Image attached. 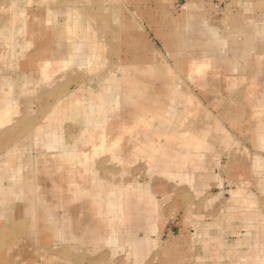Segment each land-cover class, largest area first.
<instances>
[{
    "label": "rangeland",
    "instance_id": "obj_1",
    "mask_svg": "<svg viewBox=\"0 0 264 264\" xmlns=\"http://www.w3.org/2000/svg\"><path fill=\"white\" fill-rule=\"evenodd\" d=\"M195 48L211 56L201 78L187 62ZM45 60L54 62L40 74ZM258 69L264 0H0V93L11 86L16 109L0 128V264H247L239 259L254 237L253 250H264V86L251 87ZM37 126L61 149L79 146L82 158L42 147ZM97 126L107 129L96 131L107 134L100 147L82 135ZM91 177L98 188L125 187V239L113 249L84 237L98 209ZM241 187L255 200L251 216L226 201ZM57 218L73 223L76 239L57 238L49 222Z\"/></svg>",
    "mask_w": 264,
    "mask_h": 264
},
{
    "label": "bare ground",
    "instance_id": "obj_2",
    "mask_svg": "<svg viewBox=\"0 0 264 264\" xmlns=\"http://www.w3.org/2000/svg\"><path fill=\"white\" fill-rule=\"evenodd\" d=\"M77 14V13H76ZM132 14H133V12H132ZM78 16V15H77ZM17 20V17L16 16H14V19H13V21H12V24H13V22H15ZM47 20L48 21H52V15H48L47 16ZM252 21V20H251ZM249 23H250V21H249ZM25 24V26H27V21L24 23ZM14 25H15V23H14ZM206 25V24H205ZM204 28H206V26L204 27ZM207 31V30H206ZM5 36V35H4ZM5 38H7V36L5 37ZM10 38H8L7 40H9ZM186 41V40H185ZM216 41V40H215ZM190 43L191 42H188V45L191 47V46H194V42H192L191 43V45H190ZM7 44H10V42L9 43H7ZM8 47V46H7ZM10 47V46H9ZM8 47V48H9ZM13 48V47H12ZM195 50H196V48H195ZM204 51H206V50H204ZM203 50H199V51H191L190 49H188V51H187V62H189V65H190V69H191V72L192 73H195L196 74V77L197 78H201V76L200 75H204L203 73V71L206 69L207 70V65L209 64V61H211L210 60V55H209V53H208V55L204 52ZM259 56V55H258ZM262 56V55H261ZM213 57V56H212ZM5 60V59H4ZM5 62V61H4ZM54 62V60H45L42 64H41V69H40V74L43 72H47V71H49L50 70V66H51V63H53ZM213 62V61H212ZM212 62H210V64H212ZM216 62V61H215ZM68 63V62H67ZM67 63H65L64 64V66H61V67H63L64 69L65 68H67L68 66V64ZM87 65V64H86ZM60 66V65H59ZM209 66V65H208ZM221 66V65H220ZM218 67V66H217ZM55 68V67H54ZM53 68V69H54ZM63 68H62V70H63ZM212 68V67H211ZM49 69V70H48ZM52 69V70H53ZM209 69V68H208ZM263 69V68H262ZM261 69V70H262ZM51 70V71H52ZM59 70H61V69H59ZM158 70V69H157ZM169 70H171V72H169V74L171 73H175V71L174 70H176V68L175 67H172L171 66V68H169ZM260 70V72H258L259 71V69L257 70V72L256 73H259L257 76L256 75H254L255 77H257V79L256 80H253V81H255V82H253L252 83V81L251 82H249V85H250V83H252L250 86L252 87V88H258V87H260L261 86V88L264 86V71L262 70L261 71ZM42 71V72H41ZM208 71V70H207ZM211 72V71H210ZM49 73V72H48ZM170 74V75H171ZM206 74H208L207 72H206ZM64 75H65V73H64ZM173 75V74H172ZM42 76V78H44L45 76H47L46 75V73H45V76L43 77V74L41 75ZM50 76H52V74L50 75ZM54 76V75H53ZM214 76V75H213ZM222 76V75H221ZM236 76V75H235ZM224 77H225V75H224ZM228 77V76H227ZM231 77H233V76H231ZM240 77V79H244V78H242V76H239ZM238 77V78H239ZM245 77V76H244ZM255 77H253V78H255ZM51 78V77H50ZM172 78H174V76L172 77ZM171 78V79H172ZM196 78V79H197ZM236 79V77H234L233 78V80H235ZM49 80H52V79H49ZM169 80V79H168ZM224 80V79H223ZM238 80V79H237ZM245 80V79H244ZM252 80V79H251ZM242 81V80H241ZM27 82V81H26ZM26 82L24 81V85H26ZM222 82V81H221ZM234 83H235V81H234ZM248 83V82H247ZM22 84H23V82H22ZM28 84V83H27ZM8 85V84H7ZM5 86V85H4ZM10 86V85H9ZM222 86H223V84H222ZM167 87H169V86H167ZM234 87H235V84H234ZM41 89L43 88V87H40ZM3 89V88H2ZM11 86L10 87H5V91H4V89H3V92L2 93H0L1 94V96H0V128H2V126H3V128H2V130L4 129V126H8V125H6L8 122H10V120L12 119V117H13V111H16V109L14 110L11 106H13L12 104H14V102H15V100H13V98H12V96H11ZM169 89H171V87H169ZM178 89V88H177ZM176 88H175V90H173V92L174 91H176L177 90ZM180 89V88H179ZM83 91V88L82 89H80V92H82ZM173 92H171V93H173ZM178 92V91H177ZM177 92H174V93H176V96H177ZM179 92H180V90H179ZM170 93V94H171ZM173 93V94H174ZM260 93V92H259ZM169 94V95H170ZM175 95V94H174ZM251 95V94H250ZM256 94H254V96H253V94H252V96H253V98H256V96H255ZM264 95V94H263ZM173 96V95H172ZM172 96H170L171 98H170V100H173L174 101V99H173V97ZM79 97H80V95H76V96H74L73 98H74V100H76V99H79ZM175 97V96H174ZM259 97V96H258ZM96 98H98L97 100L98 101H100V100H103L104 98L102 97V95H98ZM168 99H169V97H168ZM178 98H176L175 99V101L177 100ZM251 99V98H250ZM259 99V98H258ZM262 99H264V98H262ZM81 100V99H80ZM256 100H257V98H256ZM172 101V102H173ZM233 101V100H232ZM254 101V100H253ZM261 101V98H260V100H259V102ZM177 102V101H176ZM245 103H246V100L244 101ZM235 103V102H234ZM237 103V102H236ZM254 103H256V102H254ZM117 105H119V102L117 101V103H116ZM250 104V103H249ZM15 105H16V103H15ZM170 105H171V102H170ZM248 105V104H247ZM168 106H169V104H168ZM249 106H252L251 104L249 105ZM255 106H256V104H255ZM263 106H264V104H263ZM172 108V107H171ZM254 109V108H253ZM252 108H251V110H253ZM256 109V108H255ZM172 110V109H171ZM251 112H253V111H251ZM12 113V114H11ZM16 113V112H15ZM252 114V113H251ZM258 114V113H257ZM249 115V114H248ZM259 115V114H258ZM257 115V116H258ZM261 115V114H260ZM12 116V117H11ZM173 118L175 117V116H172ZM171 117V118H172ZM253 117H255L254 115H253ZM260 117V116H259ZM14 118V117H13ZM14 119H16V118H14ZM43 121V120H42ZM173 121H174V119H173ZM16 122V121H15ZM14 122V123H15ZM175 123H176V121H174ZM11 124H12V122H10ZM38 124V123H37ZM89 126V125H88ZM94 126H96V125H94ZM86 127V126H85ZM92 127V126H91ZM86 128H88V127H86ZM94 128V127H93ZM96 128H99V126H97ZM95 128V129H96ZM101 128V127H100ZM100 128H99V130H95V129H93V130H95V133H94V131L92 132V133H90V134H87L86 132L85 133H83L82 135L83 136H99L98 137V141H96L97 140V138H95L94 137V139H96V140H94V139H89V140H86V141H89V142H98L97 144H95V146H97V147H100V146H103L102 144V142H105L104 140V138H106V136H107V134H105V133H103V132H105L107 129H105V130H103V128L104 127H102V129L101 130H103V132L102 133H96V131L98 132V131H100L101 132V130H100ZM109 128V127H108ZM85 129V128H84ZM86 130V129H85ZM89 130V129H88ZM90 130H91V128H90ZM111 130V129H110ZM82 131V130H81ZM0 132H2L1 130H0ZM111 132H112V130H111ZM120 132V131H119ZM112 133H114V134H116L115 132H112ZM81 134V133H80ZM122 134H124V133H122ZM120 134L118 133L117 134V136L116 137H118ZM34 136H35V139L36 138H42L40 141L39 140H37L38 141V143L40 144V143H42L41 145H42V147H43V145H45L44 143H43V141H45V142H47V144H49V146H51V150H49L50 152L52 151L53 152V148H56V150H58V149H60V155H62V157L64 156V157H73V156H78L79 158H82L80 155V153H82V152H79V146H78V150L77 149H74L73 151H68V150H64V149H61L62 148V143L59 141V140H53V141H51V140H44V138H46V136H52V135H50V134H48L47 132H45L44 130H43V126H37V130L35 131V133H34ZM122 136V135H121ZM79 137H81V136H79ZM79 137H77V138H79ZM103 137V139H102V141H101V144L99 145V143H100V140H101V138ZM108 137H110V136H108ZM201 138H202V136H200ZM198 138V140L201 142V138ZM48 138V137H47ZM82 138H84V137H82ZM81 138V139H82ZM90 138V137H89ZM92 138V137H91ZM258 138V137H257ZM110 139V138H109ZM109 139H107V140H109ZM119 139V138H118ZM122 139V138H121ZM75 140V139H74ZM77 140H79V139H77ZM84 140V142H86ZM94 140V141H93ZM117 140V139H116ZM115 140V141H116ZM79 141H82V140H79ZM79 141H77V143L79 142ZM118 141V140H117ZM122 141H123V139H122ZM120 142H121V140H120ZM198 142V141H197ZM37 143V142H36ZM80 143V142H79ZM107 143V142H106ZM115 143V142H114ZM113 143V145H114V147L116 146L115 144ZM119 142H116V144H118ZM89 144V143H88ZM200 144V143H199ZM37 145V144H36ZM64 145V144H63ZM82 145V144H81ZM91 145H94L93 143L92 144H90V146ZM111 145H112V142H111ZM111 145H108V148H107V150H109V152L111 153L112 151H113V154H114V152H115V150H114V147H113V145L111 146ZM120 145H122L123 146V144H122V142H121V144ZM119 145V146H120ZM198 145V144H197ZM201 145V144H200ZM38 146V145H37ZM48 146V145H47ZM83 146H84V144H83ZM95 146H93V148L95 147ZM110 146V147H109ZM121 146V147H122ZM129 146V145H128ZM39 147H41V146H39ZM38 147V148H39ZM88 147H89V145H88ZM112 147H113V149H112ZM200 147H202V146H200ZM47 148V147H46ZM46 148H44V149H46ZM83 148H86V146L85 147H83ZM90 148V147H89ZM91 148H92V146H91ZM102 148V147H101ZM112 150H110V149ZM123 148V147H122ZM121 148V149H122ZM136 148V147H135ZM198 148H199V146H198ZM120 149V152L122 153V150ZM200 149V148H199ZM42 150V149H41ZM41 150H39V152L41 153ZM87 149H85V151H86ZM91 150V152H93V150L94 149H90ZM98 149H96V151H97ZM105 150V149H104ZM116 150H118V152H119V149H118V146H117V149ZM43 151V150H42ZM47 151V150H46ZM48 151V152H49ZM59 151V150H58ZM81 151V150H80ZM83 151V150H82ZM90 152V151H89ZM88 152V153H89ZM100 152V151H99ZM103 152V151H102ZM106 152H108V151H106ZM106 152H104L105 154H106ZM119 152V153H120ZM153 152V151H152ZM47 153V152H46ZM78 153H79V155H78ZM109 153V154H110ZM116 153V152H115ZM120 153V154H121ZM56 154V153H55ZM76 154V155H75ZM95 154V153H94ZM112 154V155H113ZM118 154V153H117ZM256 154V153H255ZM43 155H45V154H43ZM66 155V156H65ZM85 155V154H84ZM89 155V154H88ZM87 155V156H88ZM102 155V154H101ZM111 155V154H110ZM115 155V154H114ZM259 155V154H258ZM41 155H39V157H40ZM82 156H83V153H82ZM94 156V155H93ZM98 156H99V154H98ZM116 156H118V155H116ZM115 156V157H116ZM130 156V155H129ZM45 157V156H44ZM43 156H42V158H44ZM57 157H61V156H59V154H58V156H55V158H57ZM76 157H73V158H71V162H72V159H74V158H76ZM77 157V158H78ZM119 157V156H118ZM117 157V158H118ZM121 157V156H120ZM119 157V158H120ZM259 157V156H258ZM260 157H262V156H260ZM38 158V157H37ZM65 158L66 160H68L69 162H70V158ZM89 158V157H88ZM113 158V157H112ZM118 158V159H119ZM129 159H130V157H128ZM202 158V157H201ZM201 158H198V159H200L201 160ZM39 159V158H38ZM41 159V158H40ZM58 159V158H57ZM62 159H64V158H61V161H59L58 162V164L59 165H62V166H64V165H66V166H68V164H64V162H65V160H62ZM122 159V158H121ZM123 159H125V158H123ZM155 159V158H154ZM259 159V158H258ZM80 160V159H79ZM108 160H110V158L108 159ZM113 160V159H112ZM114 160H116V159H114ZM113 160V161H114ZM128 160V159H127ZM55 161H58V160H55ZM75 161H77V159H75ZM74 161V162H75ZM90 161H91V159H90ZM202 161V160H201ZM39 162V161H38ZM63 162V164H61V163ZM83 162V165H86V161H85V159L82 161ZM123 162V161H122ZM203 162V161H202ZM260 162H262V161H259V163ZM41 163V160H40V162H39V164ZM43 163H44V161H43ZM57 163V162H56ZM55 163V164H56ZM66 163H67V161H66ZM193 163H194V161H193ZM204 163V162H203ZM74 164L75 163H71V165H72V168L74 167V168H76V173H77V170H78V168L76 167L77 165H79L78 163L76 164V166H74ZM91 164V163H90ZM89 162H88V165L86 166V167H88L89 165ZM120 164V163H119ZM122 164V163H121ZM4 165H6L7 167H12L11 166V163L10 162H8V161H5V164ZM10 165V166H9ZM40 165H42V163L40 164ZM57 165V164H56ZM59 165H57L58 166V169H60L59 167ZM82 165V164H81ZM55 166V165H54ZM80 166V165H79ZM40 167V166H39ZM44 167V166H43ZM65 167V166H64ZM69 167V166H68ZM90 167H92V166H90ZM89 167V168H90ZM41 168V167H40ZM39 168V169H40ZM83 168V167H82ZM93 168V167H92ZM167 168V167H166ZM28 169V168H27ZM61 169H62V167H61ZM66 169H68L67 167H66ZM70 169V168H69ZM81 169V168H80ZM91 169V168H90ZM94 169V168H93ZM96 169V168H95ZM157 170H160L159 172L160 173H163V174H166V173H164V172H166V170L164 169V171L162 170V168L160 167V169L157 167L156 168ZM41 170V169H40ZM62 170H64V168L62 169ZM155 170V169H154ZM162 170V171H161ZM60 170H58V172H59ZM66 170H64V172H63V174L64 173H67V171L65 172ZM69 171V170H68ZM85 171V170H84ZM86 171H88V170H86ZM169 172V174H171V172H173V171H170V170H168ZM19 172V171H18ZM95 172V171H94ZM116 172V171H115ZM38 173V172H37ZM41 173V172H40ZM73 173V172H72ZM84 173V172H83ZM88 173L90 174V172L88 171ZM93 173V172H92ZM174 173V172H173ZM56 174V173H55ZM71 174V173H70ZM169 174H167V176H169ZM60 176H61V174H59ZM91 175V174H90ZM93 175V174H92ZM96 175H97V172H96ZM38 176H39V174H38ZM77 176V175H76ZM75 176V177H76ZM79 176V175H78ZM86 177V176H85ZM90 177V176H89ZM170 177V176H169ZM30 177L28 176V178H26V179H29ZM62 178V177H61ZM60 178V179H61ZM31 179V178H30ZM59 179V180H60ZM68 179V178H67ZM79 179H80V177H79ZM82 179V178H81ZM95 179H96V177H91L90 179H88V180H91V186L93 185V183H94V185L91 187L92 188V192L90 193L91 195H93V197H94V202L97 204V206H98V209L95 211L96 212V221L94 220L93 221V218H91V221L93 222L92 224H88L87 226H86V228H85V233H84V237L85 238H89L90 239V241L91 242H93V246L94 247H98V246H100V245H108V246H110V248L111 249H113V247L114 246H118V243L120 242L119 240H120V238H122V240L123 239H125V236H124V234H125V228H124V223H125V214H126V204H125V201H126V199H125V187H123V186H116V185H111L110 184V186H108V187H103V186H101V188H98V187H96L95 186ZM74 179L71 177V180H70V183H75L76 181H78V180H76V181H73ZM85 180V179H84ZM63 181V179H61V182ZM86 181V180H85ZM25 182H26V180H25ZM58 181H56V183H57ZM60 182V183H61ZM82 182V181H81ZM25 185V184H24ZM61 185H62V183H61ZM66 185V184H65ZM87 185V184H86ZM55 186V185H54ZM63 186H64V184H63ZM84 186V185H83ZM46 187V186H45ZM63 188V187H62ZM87 188V187H86ZM76 189H77V187H76ZM75 190V189H74ZM104 191H106V193H107V198H104V197H102V194H100V193H102V192H104ZM244 193H247L246 192V190H244V188H240V189H238V190H234L233 189V194H232V202H235V201H238V199H239V197H240V195H242V194H244ZM62 194V193H61ZM77 194V193H76ZM90 195V196H91ZM63 198V197H62ZM249 200H251V201H255V200H252V198H248ZM50 202V201H49ZM248 203L250 204V201H248ZM254 204V203H253ZM51 206H52V204L50 205V207H49V209L52 211V208H51ZM54 210H55V208H54ZM246 212V213H245ZM93 213V212H92ZM243 214L245 213L246 215H250V214H252V210H249V209H246V210H244L243 212H242ZM93 215V214H92ZM251 216V215H250ZM71 217V216H70ZM74 218H75V216H73ZM93 217V216H92ZM253 217V216H252ZM73 218V219H74ZM81 218V217H80ZM254 219H255V217H253ZM72 219V220H73ZM82 219H83V216H82ZM81 219V220H82ZM250 219H252V218H250ZM74 221V220H73ZM76 221H77V219H76ZM76 221H74V224H78V223H80V222H78V223H75ZM255 221H256V219H255ZM54 222H56V224H54V226L56 227L57 226V228H59V227H61L62 228V231H63V234H64V236H66V237H70L71 239H76L77 238V236H76V233H74V231H73V229H72V227H71V224L73 225V223H69L70 221H67L68 223H63L62 222V220L59 218H57V219H55L54 220ZM61 222V224H59ZM82 222V221H81ZM257 222H258V220H257ZM74 226H76V225H74ZM76 228V227H75ZM83 228V227H82ZM81 228V229H82ZM260 228V231L259 232H262V237H261V242L259 243V245L261 246V247H264V222L262 223V226L261 227H259ZM258 228V229H259ZM81 229H80V232H81ZM79 230V229H78ZM83 231V230H82ZM200 235V234H199ZM201 235H202V233H201ZM208 240V239H207ZM209 241H211V240H209ZM104 242V243H103ZM124 242L126 243V241L124 240ZM124 243V244H125ZM126 245V244H125ZM252 246H253V244H252ZM126 247H127V249L129 248V244L128 245H126ZM131 251V250H130ZM126 253V252H125ZM257 254H262V259H261V262L262 263H264V250H262L261 251V253H260V251H258V250H248V253H247V258H246V256L244 255V257L245 258H243V256L239 259L242 263L245 261L247 264H257L258 263V256L259 255H257ZM255 257H256V259H255ZM258 257V258H257ZM247 260H248V262H247ZM254 262H253V261ZM154 263V262H153ZM155 264V263H154Z\"/></svg>",
    "mask_w": 264,
    "mask_h": 264
},
{
    "label": "crops",
    "instance_id": "obj_3",
    "mask_svg": "<svg viewBox=\"0 0 264 264\" xmlns=\"http://www.w3.org/2000/svg\"><path fill=\"white\" fill-rule=\"evenodd\" d=\"M54 19V18H53ZM104 91V90H103ZM104 93V92H103ZM81 94V93H80ZM76 95H79V93L78 94H76ZM75 95V96H76ZM100 96V95H102V97H103V94H102V91L99 93V94H96L95 96L97 97V96ZM81 96V95H80ZM74 97V96H73ZM96 99H98V98H96ZM72 100H74V98H72ZM75 102H80V97H79V99H76V100H74ZM48 134H50V135H52L50 132H47ZM46 137H48V138H50L49 140H51V141H53L54 139H52V137L53 136H46ZM48 140V139H47ZM61 142V141H60ZM3 168V167H2ZM2 168H0V171H1V169ZM238 189H240V188H238ZM238 189H234V190H238ZM248 198H253V197H251V196H249L247 193H244V194H242V195H240V197H239V199H238V201H235V202H232V196H231V198L230 199H228V200H226L227 201V203L228 204H230V205H232L231 203H234V204H239V207L242 209V212L244 211V210H246V209H249V210H252V208L254 207V202L255 201H251V200H249ZM252 200H254V199H252ZM248 201H250V204L248 203ZM229 202H231V203H229ZM33 211L34 210H28L27 209V213H29V214H31V217H32V226H33V228L35 227V228H37V220L36 219H34V217H33ZM35 218H36V215H35ZM49 222H51V223H53V227L55 228V226H54V224H56V222H53V221H49ZM59 224H61V222L59 223ZM55 231V233L57 234V238L58 239H61V238H65V236H64V234H63V231H62V228L61 227H59L58 229H56V230H54ZM255 238H257V237H254L253 239H252V243H250V246H249V249L250 250H252L254 247H255V245H256V243H255ZM252 244H253V246H252ZM178 245V244H177ZM180 245V244H179ZM177 248V247H176Z\"/></svg>",
    "mask_w": 264,
    "mask_h": 264
}]
</instances>
